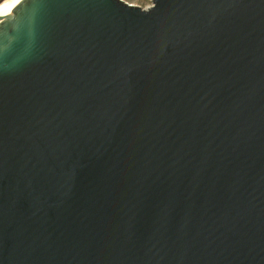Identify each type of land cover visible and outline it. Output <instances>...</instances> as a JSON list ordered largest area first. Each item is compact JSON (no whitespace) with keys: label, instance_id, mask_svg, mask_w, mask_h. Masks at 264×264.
I'll return each instance as SVG.
<instances>
[{"label":"water","instance_id":"1","mask_svg":"<svg viewBox=\"0 0 264 264\" xmlns=\"http://www.w3.org/2000/svg\"><path fill=\"white\" fill-rule=\"evenodd\" d=\"M0 264H264V0L0 18Z\"/></svg>","mask_w":264,"mask_h":264},{"label":"rangeland","instance_id":"2","mask_svg":"<svg viewBox=\"0 0 264 264\" xmlns=\"http://www.w3.org/2000/svg\"><path fill=\"white\" fill-rule=\"evenodd\" d=\"M7 1L9 0H0V7L2 8V5ZM121 1L125 2L130 6H134L142 10H145L151 6V0H121ZM1 8H0V12L2 10Z\"/></svg>","mask_w":264,"mask_h":264},{"label":"bare ground","instance_id":"3","mask_svg":"<svg viewBox=\"0 0 264 264\" xmlns=\"http://www.w3.org/2000/svg\"><path fill=\"white\" fill-rule=\"evenodd\" d=\"M20 0H9L7 2H5L2 5V10L0 12V18H3L6 14H8L15 6L16 4L19 2Z\"/></svg>","mask_w":264,"mask_h":264}]
</instances>
